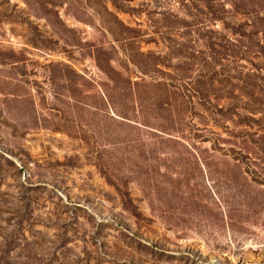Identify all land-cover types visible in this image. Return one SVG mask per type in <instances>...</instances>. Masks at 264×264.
I'll return each instance as SVG.
<instances>
[{
    "label": "rangeland",
    "instance_id": "obj_1",
    "mask_svg": "<svg viewBox=\"0 0 264 264\" xmlns=\"http://www.w3.org/2000/svg\"><path fill=\"white\" fill-rule=\"evenodd\" d=\"M0 264H264V0H0Z\"/></svg>",
    "mask_w": 264,
    "mask_h": 264
}]
</instances>
